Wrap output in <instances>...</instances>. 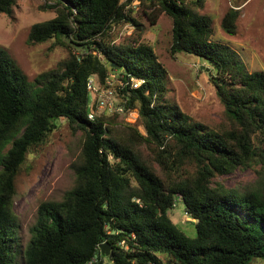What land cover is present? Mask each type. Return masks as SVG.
<instances>
[{"label": "trees", "instance_id": "obj_1", "mask_svg": "<svg viewBox=\"0 0 264 264\" xmlns=\"http://www.w3.org/2000/svg\"><path fill=\"white\" fill-rule=\"evenodd\" d=\"M204 1L140 4L151 24L161 13L171 18V54L195 55L215 68L209 80L227 120L215 128L165 99V69L151 46L135 37L107 41L110 28L121 20L139 27L128 14L131 8L124 12L132 0H54L49 7L56 15L33 23L26 41L54 39L68 54L33 80L0 47V264L264 260V187L240 190L215 180L252 164L264 172V71L248 72L236 50L211 39L212 18L200 13ZM15 4L0 0V13L10 16ZM238 16L236 8L222 16L220 26L228 35L236 34ZM91 76L103 85L111 77L119 102L137 112L146 135L121 114L96 112L98 102L87 89ZM131 76L143 80L141 85L124 84ZM59 118L82 136L80 160L72 165L74 185L61 200L38 205L22 246L12 207L15 178ZM143 141L156 146L151 153L157 169L136 149ZM177 196L194 220L195 236L168 214ZM103 243L111 257L100 252Z\"/></svg>", "mask_w": 264, "mask_h": 264}, {"label": "rangeland", "instance_id": "obj_2", "mask_svg": "<svg viewBox=\"0 0 264 264\" xmlns=\"http://www.w3.org/2000/svg\"><path fill=\"white\" fill-rule=\"evenodd\" d=\"M53 2L16 0L10 16L0 13V47L14 59L28 80L56 68L58 62L68 54V48L55 43L54 39L37 44H28L26 41L33 23L56 15L55 9L49 7ZM140 3L138 8H131L128 12L139 23V27L121 20L110 28L107 41L117 44L135 37L139 42L151 46L165 69V99L195 121L209 127L227 124L223 106L209 80V72L214 74L215 68L195 55L171 54V18L161 13L156 23L151 24ZM229 8L239 11L235 35H228L220 26L222 16ZM145 9V12L149 11ZM200 13L212 18V40L228 44L236 50L248 72L264 71V0H205ZM122 118L131 122L140 134L146 135L136 114L123 115ZM56 124L57 128L46 141L28 153L15 178L12 207L18 219V235L22 246L29 239L38 205L43 201L61 200L64 193L74 185L72 165L80 160L82 136L79 131H72L64 118H59ZM154 147V144H146L144 141L136 145L140 155L157 169L151 153ZM263 175V168L252 164L239 167L226 175H218L215 180L226 187L253 190L264 187ZM168 214L187 235L195 236L194 220L184 212L183 202L178 196ZM20 258L18 253L17 259ZM254 262L264 264V260Z\"/></svg>", "mask_w": 264, "mask_h": 264}, {"label": "built area", "instance_id": "obj_3", "mask_svg": "<svg viewBox=\"0 0 264 264\" xmlns=\"http://www.w3.org/2000/svg\"><path fill=\"white\" fill-rule=\"evenodd\" d=\"M140 0H132L129 5L125 6L124 12H127L128 8H138ZM143 80L135 79L130 77L128 81L124 84L129 83L132 88H137ZM112 79L110 76L105 77V85L101 84L96 76H91L87 81V89L90 92L92 100H96V112L107 111L109 113H118L121 115H135L137 117V112L133 109H125L124 106L119 102L118 97L116 96L117 92L112 85ZM88 117L93 118V114L89 113ZM126 119V118H125Z\"/></svg>", "mask_w": 264, "mask_h": 264}, {"label": "water", "instance_id": "obj_4", "mask_svg": "<svg viewBox=\"0 0 264 264\" xmlns=\"http://www.w3.org/2000/svg\"><path fill=\"white\" fill-rule=\"evenodd\" d=\"M100 252L107 256H112V253L110 252L109 245L108 244H100L99 245Z\"/></svg>", "mask_w": 264, "mask_h": 264}]
</instances>
